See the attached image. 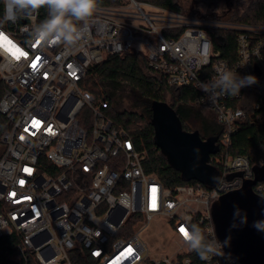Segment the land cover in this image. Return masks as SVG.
<instances>
[{
  "label": "built area",
  "instance_id": "1",
  "mask_svg": "<svg viewBox=\"0 0 264 264\" xmlns=\"http://www.w3.org/2000/svg\"><path fill=\"white\" fill-rule=\"evenodd\" d=\"M10 15L9 0H0V112L10 125L0 138V264H241L217 237L211 207L264 167V156L255 161L232 149L247 117L264 119V109L254 110L264 106V25L122 0L97 4L90 34L69 46L34 39L46 6L27 18L17 13L15 22ZM217 29L237 32L234 60L214 48L211 31ZM126 51L145 54L153 72L171 86L191 87L194 105L215 113L222 126L219 150L210 157L220 172L217 184L165 186L146 170L148 152L108 116L109 101L84 88L94 64ZM223 70L254 75L257 83L238 95L217 89L210 98L201 85ZM244 90L263 96L249 113L241 105ZM253 190L264 197V180ZM153 222L159 240H167L157 254L145 240ZM192 224L205 225L222 256L204 261L189 249L180 229Z\"/></svg>",
  "mask_w": 264,
  "mask_h": 264
},
{
  "label": "trees",
  "instance_id": "2",
  "mask_svg": "<svg viewBox=\"0 0 264 264\" xmlns=\"http://www.w3.org/2000/svg\"><path fill=\"white\" fill-rule=\"evenodd\" d=\"M121 1L98 0L97 4L115 5ZM145 1L189 15L264 25V0H190L193 4L189 6H183L180 0ZM198 4L203 5L204 10L197 9L196 5ZM211 35L214 48L221 51L222 57L234 60L237 32L217 29L212 30ZM83 86L90 90L97 99L109 101V108L106 109L108 116L116 124L127 129L139 150L148 152V158L144 163L145 168L149 172H155L165 186L172 188L179 184H196L199 182L196 180L186 181L182 177L181 171L171 166L167 156L156 144L151 108L153 101L166 102L176 110L184 130L198 131L203 139L219 136L222 132V126L217 123L215 113L210 109L213 113V116H210L194 105L193 101L197 94L195 90L191 87L169 85L164 77L149 68L146 55L135 51L109 55L104 61L94 64L90 68ZM3 92L4 84L0 81V99ZM243 93L241 105L249 113L253 109V102L258 101L263 96L255 90H244ZM126 95L131 96L135 108H121ZM168 96L171 97V102L167 101ZM260 109H264V106L254 110L259 112ZM9 126L7 119L0 112V138L9 129ZM261 145H264V119L254 120L247 117L234 135L233 152L251 154L257 161L259 157L264 156V149L261 148ZM1 150L3 151V145L0 143ZM213 167L219 172L217 167ZM204 185L208 188L211 187ZM198 226L208 239L205 225L199 224ZM7 239L5 238V241ZM7 246L4 245V251L1 255H6L7 250H9ZM76 264L82 263L77 261Z\"/></svg>",
  "mask_w": 264,
  "mask_h": 264
},
{
  "label": "water",
  "instance_id": "3",
  "mask_svg": "<svg viewBox=\"0 0 264 264\" xmlns=\"http://www.w3.org/2000/svg\"><path fill=\"white\" fill-rule=\"evenodd\" d=\"M151 108L155 142L171 166L186 181L217 184L221 176L210 157L219 150L218 136L203 139L198 131L184 130L176 110L166 102L153 101ZM255 173L253 180L224 193L211 207L217 237L225 252L241 264H264V230L254 227L255 222L264 221V197L253 190L256 182L264 180V167H255Z\"/></svg>",
  "mask_w": 264,
  "mask_h": 264
},
{
  "label": "clouds",
  "instance_id": "4",
  "mask_svg": "<svg viewBox=\"0 0 264 264\" xmlns=\"http://www.w3.org/2000/svg\"><path fill=\"white\" fill-rule=\"evenodd\" d=\"M97 2L98 0H9L12 15L7 19L15 22L17 13L27 18L46 6L48 15L32 30L34 39L74 46L90 34L89 19L97 9ZM256 83L254 75L238 76L231 70H223L216 80L201 87L205 92H211L210 98L214 99L217 89L221 94L238 95L242 88ZM254 227L264 230V221L255 222ZM182 239L201 260L208 261L212 256L223 255L220 243L215 239H207L196 224L187 228V235H183Z\"/></svg>",
  "mask_w": 264,
  "mask_h": 264
},
{
  "label": "rangeland",
  "instance_id": "5",
  "mask_svg": "<svg viewBox=\"0 0 264 264\" xmlns=\"http://www.w3.org/2000/svg\"><path fill=\"white\" fill-rule=\"evenodd\" d=\"M183 4V6H189L192 5L193 3H191L190 0H180ZM234 1V0H231ZM229 8V4L227 5ZM226 7V6H224ZM196 8H200L201 10H204V6L201 4L196 5ZM135 48L137 49H141L143 51V53L147 52V49L143 46L140 45H135ZM168 102H171L172 99L171 97L168 96L167 99ZM121 108H127V109H131V108H135V106L132 104V100H131V96H125L124 100L122 102ZM198 109H201L203 112H205L206 114H209L210 116H213V113L211 112V110L209 108L206 107H200L197 106ZM216 120V119H215ZM217 121V120H216ZM218 124H220L217 121ZM145 240L147 241L149 247H150V251L152 252V254H157L159 253V251H162L166 245L167 240H159V236H158V223H154L151 225V227L149 228V231L146 233L145 235ZM163 241V242H162ZM164 247V248H163ZM171 249H169L170 251ZM173 251V248H172Z\"/></svg>",
  "mask_w": 264,
  "mask_h": 264
},
{
  "label": "snow or ice",
  "instance_id": "6",
  "mask_svg": "<svg viewBox=\"0 0 264 264\" xmlns=\"http://www.w3.org/2000/svg\"><path fill=\"white\" fill-rule=\"evenodd\" d=\"M33 66H35V65H33ZM180 231H181V233H182L183 235H187V230H186V229L181 228Z\"/></svg>",
  "mask_w": 264,
  "mask_h": 264
}]
</instances>
